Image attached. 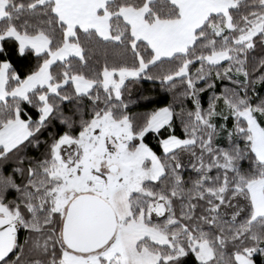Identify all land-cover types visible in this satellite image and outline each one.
<instances>
[{"label":"snow or ice","instance_id":"6c2138e0","mask_svg":"<svg viewBox=\"0 0 264 264\" xmlns=\"http://www.w3.org/2000/svg\"><path fill=\"white\" fill-rule=\"evenodd\" d=\"M0 264H264V0H0Z\"/></svg>","mask_w":264,"mask_h":264}]
</instances>
